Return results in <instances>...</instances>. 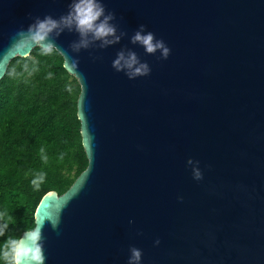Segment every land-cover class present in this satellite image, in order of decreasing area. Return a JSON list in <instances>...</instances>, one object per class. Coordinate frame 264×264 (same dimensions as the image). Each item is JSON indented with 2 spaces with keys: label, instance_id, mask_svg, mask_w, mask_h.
Returning <instances> with one entry per match:
<instances>
[{
  "label": "water",
  "instance_id": "obj_1",
  "mask_svg": "<svg viewBox=\"0 0 264 264\" xmlns=\"http://www.w3.org/2000/svg\"><path fill=\"white\" fill-rule=\"evenodd\" d=\"M70 3L0 0V82L38 48L10 51L16 32L35 17L59 19ZM103 3L127 33L120 43L74 53L77 33L55 39L82 89L90 163L36 210L35 225L59 213L57 231L43 227L45 264H128L131 247L141 250L140 264H264V0ZM141 24L170 48L166 60L131 44ZM122 48L150 75L115 71ZM189 159L199 161L202 180Z\"/></svg>",
  "mask_w": 264,
  "mask_h": 264
},
{
  "label": "trees",
  "instance_id": "obj_2",
  "mask_svg": "<svg viewBox=\"0 0 264 264\" xmlns=\"http://www.w3.org/2000/svg\"><path fill=\"white\" fill-rule=\"evenodd\" d=\"M25 64L36 71L29 75ZM81 93L79 81L66 71L55 49L42 55L38 47L31 57L16 58L0 82V212L12 217L0 245L34 228L43 197L50 192L64 195L89 167L78 117ZM38 172L46 178L34 190L31 181Z\"/></svg>",
  "mask_w": 264,
  "mask_h": 264
},
{
  "label": "clouds",
  "instance_id": "obj_3",
  "mask_svg": "<svg viewBox=\"0 0 264 264\" xmlns=\"http://www.w3.org/2000/svg\"><path fill=\"white\" fill-rule=\"evenodd\" d=\"M116 19L115 14L106 11L103 0H71L68 12L59 17L53 18L46 15L43 19L35 17L27 29H20L13 37L11 50L18 47H39L42 55H49L53 50H60L55 43V39L62 33L68 31L78 34V39L70 44L72 52L79 53L81 50L90 48L105 49L109 46L120 43L121 39L127 35L126 32L119 31L117 25L112 23ZM133 45H140L144 48L146 54L154 55L157 51L161 53L162 59H167L171 53L170 48L162 39H157L152 32H145V25H139L138 30L130 37ZM68 62V57L65 55ZM72 65H78V60L72 59ZM112 67L117 72H123L128 79L148 76L151 68L146 62H141L137 53L131 49L122 48L112 62ZM24 70L31 75L36 71L35 67L29 70L28 65H24ZM52 73H48L51 79ZM71 92V86L67 87ZM41 158L47 163L48 157L45 155L44 148L40 149ZM60 159H63L61 154ZM188 165L192 166L193 179L200 181L203 179V173L199 168V161L189 159ZM46 173L38 172L32 179L31 184L34 190H39L44 183ZM179 199H183L180 197ZM12 217L8 213L0 212V237L5 235L8 230ZM45 223L51 225L54 231L59 229V213L54 217L44 216L38 220L35 227L25 230L18 238L9 237L0 245V261L3 264H45L47 257L44 253L43 227ZM131 223V221H130ZM57 234H59L57 232ZM155 244H159L157 239ZM130 256L128 264H140L142 252L136 247L129 249Z\"/></svg>",
  "mask_w": 264,
  "mask_h": 264
}]
</instances>
